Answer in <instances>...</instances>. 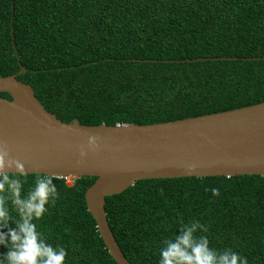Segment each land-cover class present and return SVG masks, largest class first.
Instances as JSON below:
<instances>
[{
	"label": "trees",
	"instance_id": "16d2710c",
	"mask_svg": "<svg viewBox=\"0 0 264 264\" xmlns=\"http://www.w3.org/2000/svg\"><path fill=\"white\" fill-rule=\"evenodd\" d=\"M261 57L264 0H0V77L23 67L16 79L62 123L152 125L262 103L264 60H242ZM37 176L21 177L25 195ZM52 179L59 197L38 230L66 264H116L84 204L95 178ZM103 209L129 264H159L181 219L207 224L211 248L264 264V177L142 180Z\"/></svg>",
	"mask_w": 264,
	"mask_h": 264
},
{
	"label": "water",
	"instance_id": "95a60500",
	"mask_svg": "<svg viewBox=\"0 0 264 264\" xmlns=\"http://www.w3.org/2000/svg\"><path fill=\"white\" fill-rule=\"evenodd\" d=\"M24 72L19 66L16 74L0 77V93L10 97H0V143L22 161L26 175L95 178L84 192V204L116 264L129 263L108 228L106 197L142 180L264 177V102L152 125L82 126L62 123L45 111L29 85L16 79ZM89 136L96 138L91 146Z\"/></svg>",
	"mask_w": 264,
	"mask_h": 264
},
{
	"label": "clouds",
	"instance_id": "9594fccd",
	"mask_svg": "<svg viewBox=\"0 0 264 264\" xmlns=\"http://www.w3.org/2000/svg\"><path fill=\"white\" fill-rule=\"evenodd\" d=\"M95 139L88 137L89 146ZM85 155L81 149L80 156ZM194 169L195 166L188 171ZM26 174L22 161L11 155L6 143H0V246L7 248L6 254L0 256V264H66L65 248L48 243L35 223L44 217L49 204H55L57 187L50 176L38 175L25 195L26 181L21 177ZM210 191L214 196L220 194L217 188ZM13 224L15 227L10 226ZM208 227L199 220L185 223L181 219L179 235L163 241L159 264H248L246 257L231 248H211L207 235L199 234L207 233Z\"/></svg>",
	"mask_w": 264,
	"mask_h": 264
},
{
	"label": "built area",
	"instance_id": "2783aa9c",
	"mask_svg": "<svg viewBox=\"0 0 264 264\" xmlns=\"http://www.w3.org/2000/svg\"><path fill=\"white\" fill-rule=\"evenodd\" d=\"M62 178H63V179H69V180L71 179L70 177H69V178L62 177ZM58 179H60V178H58Z\"/></svg>",
	"mask_w": 264,
	"mask_h": 264
},
{
	"label": "rangeland",
	"instance_id": "374dc122",
	"mask_svg": "<svg viewBox=\"0 0 264 264\" xmlns=\"http://www.w3.org/2000/svg\"><path fill=\"white\" fill-rule=\"evenodd\" d=\"M69 181V180H68Z\"/></svg>",
	"mask_w": 264,
	"mask_h": 264
}]
</instances>
